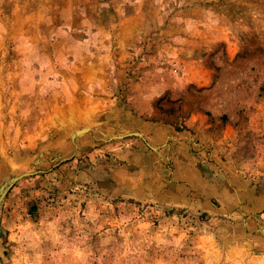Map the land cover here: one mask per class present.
<instances>
[{
    "label": "rangeland",
    "instance_id": "374dc122",
    "mask_svg": "<svg viewBox=\"0 0 264 264\" xmlns=\"http://www.w3.org/2000/svg\"><path fill=\"white\" fill-rule=\"evenodd\" d=\"M13 176L0 264H264V0H0Z\"/></svg>",
    "mask_w": 264,
    "mask_h": 264
},
{
    "label": "water",
    "instance_id": "95a60500",
    "mask_svg": "<svg viewBox=\"0 0 264 264\" xmlns=\"http://www.w3.org/2000/svg\"><path fill=\"white\" fill-rule=\"evenodd\" d=\"M19 176L11 177L7 182L8 184L5 186L4 191L2 192L1 196L5 193V191L9 188V186L18 179Z\"/></svg>",
    "mask_w": 264,
    "mask_h": 264
},
{
    "label": "bare ground",
    "instance_id": "6f19581e",
    "mask_svg": "<svg viewBox=\"0 0 264 264\" xmlns=\"http://www.w3.org/2000/svg\"><path fill=\"white\" fill-rule=\"evenodd\" d=\"M82 131H83V130H79V131H77V132L79 133V132H82ZM7 184H8V182H7ZM7 184H6V185H7ZM6 185H5V186H6ZM5 186H1V187H0V200L2 199L1 194H2V192L4 191Z\"/></svg>",
    "mask_w": 264,
    "mask_h": 264
}]
</instances>
